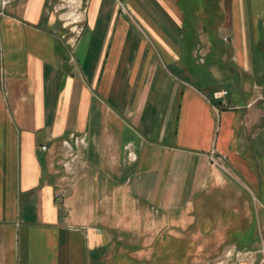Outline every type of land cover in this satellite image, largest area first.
<instances>
[{"label":"crops","instance_id":"obj_1","mask_svg":"<svg viewBox=\"0 0 264 264\" xmlns=\"http://www.w3.org/2000/svg\"><path fill=\"white\" fill-rule=\"evenodd\" d=\"M58 3L12 0L0 14V264H151V244L184 229L192 244L239 245L231 264H264L247 220L264 210V0H88L72 44ZM135 26L179 74L145 102L133 72L154 62L128 41ZM117 53L126 80L105 77ZM63 142L78 155L67 171Z\"/></svg>","mask_w":264,"mask_h":264},{"label":"rangeland","instance_id":"obj_2","mask_svg":"<svg viewBox=\"0 0 264 264\" xmlns=\"http://www.w3.org/2000/svg\"><path fill=\"white\" fill-rule=\"evenodd\" d=\"M88 0H59V3L57 5V14L59 16L60 19V23L62 25V28L64 30H66L67 32H69L71 35H66L65 37H62L61 39L63 41H67L70 42L71 44L75 42V40H77L79 33L83 31L84 26H85V14L87 11V7H88ZM200 4V3H199ZM208 23L210 24H214L212 22V20H208ZM128 41L131 43H135V45H149L150 46V51L146 52V54L149 55V60L153 61L154 63L152 64V67L149 68V66L146 67L144 75L143 76H139L137 77L135 74L136 72L134 71V77L136 78V84H135V94L137 96V93H139L141 96L142 93L145 94L144 98L142 99L143 102H145V97L147 95L148 92H151V94L153 95L154 99H158L160 96V91L159 89V81L157 80L158 78H161L163 76V74L165 75H179L176 71V69L170 65H161L159 66L155 59L157 60V56L159 54L158 52V47H159V41H158V37L152 35L151 33H149L148 31H143L142 29L138 28L137 26H135V29L130 30V35L128 37ZM104 56L107 58V65L110 62V60L112 59V52L103 53ZM119 58H115L117 61L114 64V71H112L111 73H108V69L105 72V77L109 78L110 80L112 78H115L116 76V80H122L123 78L125 79V74H124V68H123V63L122 61H125V57L124 55L126 53H117ZM135 53V64L136 66L139 65V60L136 57ZM163 54V53H160ZM138 55H140L138 53ZM156 56V57H154ZM104 58V57H103ZM114 59V58H113ZM104 60V59H103ZM158 61V60H157ZM168 63V62H167ZM186 66L189 67L190 72L193 73H198L199 71L202 70L201 66H195L192 65L188 60H185ZM158 67V68H155ZM158 69H160V72L158 73ZM161 69H162V74H161ZM158 73V76L156 77V83H151L152 80L145 82L146 78H150L153 79V77L155 76V74ZM126 80V79H125ZM133 81V77L131 80V83ZM223 92V91H221ZM226 99H222L223 102L226 103ZM104 102H106V107L107 108H111V110H113L112 108L116 109L115 105L107 99H104ZM109 108V109H110ZM104 117L107 119V116L104 115ZM76 141H78V138L74 139ZM66 142V141H65ZM63 142L62 146L64 147H60V151L57 154V159H56V163L58 166H60L62 168V170L64 169L65 171H67L69 169L70 163L76 161L75 157L78 156L76 153V149H74V152H72V148L69 147V145H66L67 143ZM44 147V146H43ZM263 185H264V181H263ZM214 214L218 217H221L223 215V209L225 208L223 205V202L218 203V201H216V197L214 196ZM257 198L261 201L264 202V188L261 191V193H257ZM251 211L248 213V221H252L251 224H253L254 226H257V230L261 233V238H262V242L264 243V210H259L258 205L257 206H251ZM217 217V218H218ZM259 222L261 224L262 230L259 227ZM250 223V222H249ZM245 224L249 225L248 222H246ZM192 229H186L183 230V232H181L180 234H178L180 237L183 238V242H184V246L183 250H184V254L183 256L180 258V260H177L174 262V264H204V263H210V264H219L221 262H227L229 261V263H237L241 256H239V252H241L240 254H242V252H245V250H242L241 247L239 245H234V244H192L190 243V238L189 235H191ZM160 234V233H159ZM166 234H172L173 233V229L171 228H166ZM178 236V237H179ZM159 244L156 243H152L151 244V250L154 253L152 254V259H151V264L154 262V264H159V262L157 261H153L154 260V255L160 256L161 254V250L157 249V246ZM160 248H162V245L160 246ZM241 249V250H240ZM247 251V250H246ZM197 252V253H196ZM209 254V255H208ZM230 255V256H229ZM215 256L216 259H212L209 257ZM168 259V258H167ZM166 260H160L162 261L160 264H173V260L171 261H167Z\"/></svg>","mask_w":264,"mask_h":264},{"label":"trees","instance_id":"obj_3","mask_svg":"<svg viewBox=\"0 0 264 264\" xmlns=\"http://www.w3.org/2000/svg\"><path fill=\"white\" fill-rule=\"evenodd\" d=\"M191 240V238H190ZM158 246H157V249L161 250V254L160 256H157L155 255L154 256V260L153 261H158L159 264L162 262L160 260H166L167 258V261H171L173 260V264L174 262L177 260H180V258L183 256V254L185 253L184 252V242L182 240L180 241H175L174 238H170L169 236L167 237V239L163 240V241H159L158 242ZM162 245V248H160V246ZM154 264V262L152 263ZM177 264V263H176Z\"/></svg>","mask_w":264,"mask_h":264},{"label":"built area","instance_id":"obj_4","mask_svg":"<svg viewBox=\"0 0 264 264\" xmlns=\"http://www.w3.org/2000/svg\"><path fill=\"white\" fill-rule=\"evenodd\" d=\"M12 0H0V14L4 13L5 9L11 4ZM228 91L218 92L214 94L215 100H222L228 97ZM43 151L47 150V147H42ZM210 159L213 165H216L218 167L223 168L222 159L221 157L216 153L212 152L210 155Z\"/></svg>","mask_w":264,"mask_h":264}]
</instances>
